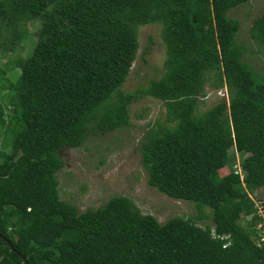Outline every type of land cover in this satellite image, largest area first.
Segmentation results:
<instances>
[{
  "label": "trees",
  "instance_id": "16d2710c",
  "mask_svg": "<svg viewBox=\"0 0 264 264\" xmlns=\"http://www.w3.org/2000/svg\"><path fill=\"white\" fill-rule=\"evenodd\" d=\"M249 1L0 0V53L18 51L40 23L9 69L17 79L0 84V264H264L250 197L264 188V78L244 60L231 16ZM148 24L162 27L165 72L127 93L137 29ZM250 39L264 47V8ZM207 86L229 99L201 112ZM145 97L166 109L141 141L148 184L197 214L161 224L127 196L84 212L62 200L60 152L129 126V104ZM232 147L243 178L233 167L215 179Z\"/></svg>",
  "mask_w": 264,
  "mask_h": 264
},
{
  "label": "rangeland",
  "instance_id": "374dc122",
  "mask_svg": "<svg viewBox=\"0 0 264 264\" xmlns=\"http://www.w3.org/2000/svg\"><path fill=\"white\" fill-rule=\"evenodd\" d=\"M61 1L56 0V4L59 5ZM263 8L264 0H250L248 4L233 10L231 16L241 23L238 44L247 48L244 60L264 78V47L250 39L252 24L262 14ZM39 26V21L28 24L27 40L18 51L11 49L8 54L0 53V84L1 80L17 79V71L9 69L18 57H27L32 51ZM137 31V57L123 86L127 93L149 86L152 80L160 79L165 72L166 46L161 36V25H142ZM206 92V97L199 105L201 112L212 108L223 99H229L226 90L222 94L207 86ZM4 93H0V97ZM128 111L129 126L105 133L91 131L83 147L60 152L65 162L59 173L61 199L76 205L80 212H84L103 206L112 197L127 196L134 201L142 214L154 216L161 224L172 217L187 218L196 215L197 209L193 203L172 199L150 187L148 174L142 164L141 141L149 126L164 120V103L145 97L129 104ZM6 113L16 116V112L11 109H7ZM7 124L8 119L4 118L1 121L2 127ZM2 135L3 132L1 137ZM227 153L235 154V157L227 168L213 174L215 179L227 175L233 167L242 171L243 157L236 152L235 147L230 148ZM256 195L264 202V188L259 189ZM249 217L251 216L243 218V227L246 230L249 226L247 221L252 220ZM258 225L259 223L255 228Z\"/></svg>",
  "mask_w": 264,
  "mask_h": 264
},
{
  "label": "built area",
  "instance_id": "2783aa9c",
  "mask_svg": "<svg viewBox=\"0 0 264 264\" xmlns=\"http://www.w3.org/2000/svg\"><path fill=\"white\" fill-rule=\"evenodd\" d=\"M219 93L222 92L224 94V90H219ZM241 174V177L243 178L244 176V170L239 171ZM252 200L255 202L256 208H257V216H260L263 218V220L259 223L258 227L256 228L257 234H258V239L256 240V243L258 244L259 247H264V202L261 201V199H258L256 193L250 196ZM250 219L252 218L249 217ZM215 238H221L224 239L226 238L225 236H219L214 233Z\"/></svg>",
  "mask_w": 264,
  "mask_h": 264
},
{
  "label": "water",
  "instance_id": "95a60500",
  "mask_svg": "<svg viewBox=\"0 0 264 264\" xmlns=\"http://www.w3.org/2000/svg\"><path fill=\"white\" fill-rule=\"evenodd\" d=\"M12 249L15 250V246H12ZM20 257H22V259H23L24 261H26V259H25L23 256H20Z\"/></svg>",
  "mask_w": 264,
  "mask_h": 264
},
{
  "label": "clouds",
  "instance_id": "9594fccd",
  "mask_svg": "<svg viewBox=\"0 0 264 264\" xmlns=\"http://www.w3.org/2000/svg\"><path fill=\"white\" fill-rule=\"evenodd\" d=\"M221 90H226V89H221ZM218 91H219V90H218ZM226 91H227V90H226ZM260 222H261V221H260ZM260 222H259V223H260ZM225 237H226V238H229V236H225ZM224 239H225V238H224Z\"/></svg>",
  "mask_w": 264,
  "mask_h": 264
}]
</instances>
